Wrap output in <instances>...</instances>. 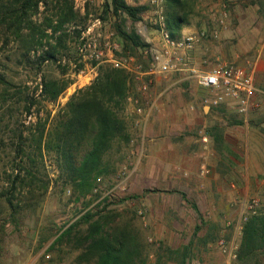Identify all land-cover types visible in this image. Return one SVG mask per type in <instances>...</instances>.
<instances>
[{
  "label": "rangeland",
  "instance_id": "374dc122",
  "mask_svg": "<svg viewBox=\"0 0 264 264\" xmlns=\"http://www.w3.org/2000/svg\"><path fill=\"white\" fill-rule=\"evenodd\" d=\"M42 1L32 19L36 28L46 29L47 37L40 39L42 45L32 49L31 65L21 62L25 52L21 41L0 29V74L14 85L11 98L6 103L0 100V192L6 186V170L14 165L19 131H26L32 139L36 125L46 119L51 123L78 90L92 85L98 76V67L106 64L100 60H85L78 53L81 33L91 19L101 17L103 21V26L96 32L98 49L108 55L112 52L119 59L127 58L120 55L122 48L114 30L116 19L111 10L106 20L103 19L106 0ZM68 1L74 3L79 16L65 24L63 32L52 36V30L46 28L47 20L52 19L56 24L64 3ZM142 1L148 11L143 15L144 20L136 24V30L145 42L141 35L143 27L148 28L151 38L157 37L159 16L152 0ZM192 3L190 23L215 24L220 19L225 20L226 27L219 28L218 38H213L207 31L208 36L202 41L211 40L215 48L214 62L220 57L240 64L258 59L264 63V53L259 57L264 43V0H195ZM166 11L165 2V22ZM203 30L206 29L200 28L197 32ZM25 33L27 37L28 33ZM60 34L68 37L65 48L57 55L59 62H37L35 58L48 50L47 45H55ZM7 36L9 44L5 45ZM66 59L72 62L67 64ZM75 59L80 60L75 62ZM136 60L144 68L149 65L145 50ZM44 78L70 81L72 85L56 102L39 97L31 116L25 115L27 95L38 88V96ZM172 83L175 87L171 101L197 102V115L201 119L197 129L181 134L175 140H162L159 136L150 140L144 135L143 123L137 122L143 120L152 103L164 100L158 99L164 86L154 83L143 94L139 90L140 83L134 79L121 111L130 132L129 142L112 145L107 156L110 174L98 180L91 194L78 199L74 190L58 179L59 170L53 155H46L45 168L38 165L39 177L47 169L51 187L44 198L37 196L32 200L30 209L21 214L23 217H18L17 225L6 224L10 212L6 202L0 199V264H74L78 254L74 252V242L48 253L47 249L55 238L41 248L42 239L66 229L89 211L104 210L103 214L116 216L117 224L137 236L143 254L141 258L146 264H182V254L190 244L192 253L187 264H230L217 242L221 238L231 240L241 208L248 200H259L258 214L264 213V142L260 136L264 134V126L261 134L253 124L258 122L255 115L246 120L230 109L211 111L194 83L179 77L172 79ZM130 99L138 100L139 104L135 106ZM138 108L142 109V115L136 112ZM153 113L159 116L167 111L159 112L155 106ZM184 115H189L188 111ZM235 121H244L245 125L241 127L249 133L248 145H245V138L241 142L231 141V147L224 144L222 131L232 128L230 125ZM204 136L208 138L207 143L203 142ZM165 143H172L177 151L170 150ZM203 167L210 171L208 175H202ZM39 201L41 206L37 204ZM228 223L231 224L228 226ZM86 227L84 225L82 229ZM242 237L243 234L239 240L238 257ZM238 257L231 264H245ZM251 264H264V254Z\"/></svg>",
  "mask_w": 264,
  "mask_h": 264
},
{
  "label": "trees",
  "instance_id": "16d2710c",
  "mask_svg": "<svg viewBox=\"0 0 264 264\" xmlns=\"http://www.w3.org/2000/svg\"><path fill=\"white\" fill-rule=\"evenodd\" d=\"M165 1L167 31L171 38H180L183 28L191 24L190 2L194 4L195 0ZM42 3V0H0V29H5L6 34L21 41L25 47L21 62L30 65L32 49L42 45L40 39L47 37L46 29L36 28L32 19ZM104 6L103 19L106 20L110 10L116 19L114 30L122 48L120 55L137 59L140 52L149 47L136 30V24L143 21L148 7L130 5L127 0H106ZM61 10L56 24L52 19L47 20L46 28L52 30V36L63 32L65 24L75 21L79 16L72 1L65 2ZM67 37L66 34L58 35L56 44L47 45L48 50L36 57V61L41 64L58 63L57 55L60 49L65 48ZM8 44L7 36L5 45ZM66 62L69 64L72 61L66 59ZM98 68V76L92 85L78 90L51 123L49 119L38 123L32 139L26 135V131H19L14 165L6 170V186L0 192V199L6 202L10 212L6 224L17 225L18 217L30 209L32 200L37 196H46L52 183L47 169L39 177V166L45 168L46 155H53L59 170L58 179L63 181L64 186L71 187L74 195L80 199L93 192L100 178L110 174L107 156L112 145L129 142L130 136L121 111L129 98L134 79L127 71L114 68L111 64L100 65ZM70 85V81L44 78L42 92L37 96V88L34 93L27 95L25 115L32 114L39 97L56 102ZM13 86L5 75L0 74V100L3 103L11 98ZM212 111L224 112L221 107ZM30 139L32 144L29 143ZM37 204L41 206L42 202ZM104 211L87 212L66 229L43 238L41 248L53 237L55 239L47 252L52 253L74 242V252H78L74 264H146L141 258L143 254L137 236L117 224L116 216L103 214ZM84 225L87 226L85 230L82 229ZM191 245L184 249L182 264H187L189 260ZM263 254L264 213H259L249 217L244 224L238 260L251 264L257 262Z\"/></svg>",
  "mask_w": 264,
  "mask_h": 264
},
{
  "label": "built area",
  "instance_id": "2783aa9c",
  "mask_svg": "<svg viewBox=\"0 0 264 264\" xmlns=\"http://www.w3.org/2000/svg\"><path fill=\"white\" fill-rule=\"evenodd\" d=\"M165 0H152L157 10L159 20L157 37L151 38L147 27H143L141 35L149 47L145 50L149 58V65L144 68L134 57L124 59L117 58L114 53L109 55L98 49L96 32L103 26L101 17L93 18L81 33L78 53L85 60H100V63L111 64L114 68L127 71L133 79L139 82V90L146 94L157 78L179 77L184 81L194 83L197 87L208 91L206 103L216 107H227L234 113L248 119L255 111L263 109L264 104L260 97H264V90L259 89L255 84L257 62L247 60L240 64L227 61L218 57L214 64L207 68V63L197 65L193 60V54L198 46L208 36V30L182 33L180 38H171L166 28L164 5ZM225 20L216 21V27L209 31L213 38H218L219 28H225ZM118 49V46H115ZM83 73V72H82ZM144 79H149L145 81ZM135 106L138 100H132ZM155 103H152L142 121L145 126V119L150 115ZM136 112L142 115L143 111L138 108ZM31 116V115H30ZM207 143V136L203 137ZM210 171L205 167L202 175H208ZM260 201L251 199L246 206L247 211L243 212L234 226V234L231 240L221 238L217 245L231 264L237 261L239 251V240L243 234L244 224L249 217L257 215ZM49 258V256H48Z\"/></svg>",
  "mask_w": 264,
  "mask_h": 264
},
{
  "label": "crops",
  "instance_id": "0c3cea01",
  "mask_svg": "<svg viewBox=\"0 0 264 264\" xmlns=\"http://www.w3.org/2000/svg\"><path fill=\"white\" fill-rule=\"evenodd\" d=\"M127 1L130 5H133V6L145 5V1H142V0L140 1L138 0V2L137 1L130 2L129 0ZM143 20H144V16H143ZM215 24L210 23V22H206V23L193 22L189 26H185L182 30V33L195 32L197 31V29H200V28H204L208 31H211L212 29L216 27ZM214 49L215 48L211 40L207 39L206 41H204L198 46L195 53L193 54L194 62L200 66L202 65V63L206 62L207 63L206 67L207 68L211 67L214 64V58H213ZM262 53H264V43L262 44V51L259 52V57L260 55H262ZM256 62H257V70L255 74V84L259 89L264 90V63H260L259 59ZM174 78L175 77H172V76L168 78L160 77V78H157L155 81L156 84L158 85L161 84L164 86V88L162 89L161 93L158 96V99L164 98V100H162L159 103L156 102L154 105L157 107L159 112L161 111L165 112L166 110L168 114L161 113L159 114V116H157L156 114L153 113V110L155 108L154 106L153 110L150 112L149 117L145 119V131H144L145 134L144 135H147L148 138L152 141L156 139L155 138L156 136H159V139H162V140H165V139L175 140L174 138H178L179 136H181V134H186L188 132H192L191 130L193 129H197V126H199L200 124L201 119L197 115V110H196L197 102H191L189 104L188 103L186 104L185 101H178V100L171 101L170 100L171 94L173 93L172 90L175 87V84L174 83L170 84V81ZM197 89L199 93L202 95V98H205V102H206V99H208V91L205 89L199 88V87H197ZM260 98L264 104V97H260ZM207 104L209 105V109H211V111L217 108L216 106L210 105L209 103ZM224 108L229 109L225 106L221 107L222 110ZM204 109H206V107ZM187 111L189 115L185 116L184 113H186ZM252 115H255V117L258 120L257 123H253L255 124L256 128H258L257 132H260L262 134L261 128L264 126V107L260 111H255ZM241 125H245L244 121H235L234 123H232V125H230V126H233L232 128L227 127L226 131L225 130L222 131L224 144L226 143L227 147H231L230 145L232 144L231 141L236 140L237 142H241V140H244V138H245V145H248L247 143H249L250 141L249 133L248 132L245 133ZM158 130L161 131V133L158 132ZM263 135L264 134L260 136L264 142ZM165 145L168 148H170V150L174 152L177 151L172 143H168V144L165 143ZM179 169L184 170V168H181V167ZM249 201L250 200H248V202L246 204L244 203V205L242 206L240 216L244 211L245 212L247 211L246 206L248 205ZM230 224L231 223H228V226Z\"/></svg>",
  "mask_w": 264,
  "mask_h": 264
}]
</instances>
